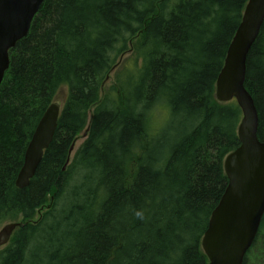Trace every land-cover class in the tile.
I'll list each match as a JSON object with an SVG mask.
<instances>
[{
	"label": "trees",
	"instance_id": "trees-1",
	"mask_svg": "<svg viewBox=\"0 0 264 264\" xmlns=\"http://www.w3.org/2000/svg\"><path fill=\"white\" fill-rule=\"evenodd\" d=\"M247 1L43 0L0 84V226L21 223L0 264L208 263L201 239L242 116L215 83ZM129 52L139 65L107 91ZM244 86L264 141V20ZM62 89L52 141L19 188L27 144ZM157 103L162 124L148 118ZM259 240L264 250V215L243 264Z\"/></svg>",
	"mask_w": 264,
	"mask_h": 264
},
{
	"label": "water",
	"instance_id": "water-1",
	"mask_svg": "<svg viewBox=\"0 0 264 264\" xmlns=\"http://www.w3.org/2000/svg\"><path fill=\"white\" fill-rule=\"evenodd\" d=\"M42 2L0 0V84L9 67V50L27 35ZM263 20L264 0H248L216 79V100L228 102L235 99L242 117L237 128L240 144L224 159L228 184L210 215L201 239L207 264H243L264 215V141L257 136L258 112L252 96L244 86L246 58ZM59 113L60 103L54 101L38 121L15 180L17 187L29 185L44 150L52 141ZM20 224L9 222L1 227L0 247L8 243L14 229Z\"/></svg>",
	"mask_w": 264,
	"mask_h": 264
},
{
	"label": "rangeland",
	"instance_id": "rangeland-1",
	"mask_svg": "<svg viewBox=\"0 0 264 264\" xmlns=\"http://www.w3.org/2000/svg\"><path fill=\"white\" fill-rule=\"evenodd\" d=\"M176 1L177 0H170L169 3L173 4ZM135 52L133 54H131L132 52H129V53L125 54L123 57H121L119 59V64L117 63L116 67L110 71V73L108 74V78L105 80V83L103 84V86L106 87L107 91H108V88L114 82H116L118 74L123 72L125 69L126 70L130 69L133 65L134 66L135 65H139V62L141 60L139 59V56L137 58V55H135L136 54ZM125 82H127V80H125ZM64 97H65V89H62L60 91L59 95H58V100L59 101H63ZM83 139H84V137H83V133H82V134H80V136L75 141V144H74V147H73V151L81 144ZM5 224L6 223L2 224L0 226V229ZM245 264H264V250H263V248L261 246V240H259L253 246V248L250 250V252L247 255V259H246Z\"/></svg>",
	"mask_w": 264,
	"mask_h": 264
},
{
	"label": "clouds",
	"instance_id": "clouds-1",
	"mask_svg": "<svg viewBox=\"0 0 264 264\" xmlns=\"http://www.w3.org/2000/svg\"><path fill=\"white\" fill-rule=\"evenodd\" d=\"M150 123L162 124L168 118V108L166 103H157L148 114Z\"/></svg>",
	"mask_w": 264,
	"mask_h": 264
},
{
	"label": "bare ground",
	"instance_id": "bare-ground-1",
	"mask_svg": "<svg viewBox=\"0 0 264 264\" xmlns=\"http://www.w3.org/2000/svg\"><path fill=\"white\" fill-rule=\"evenodd\" d=\"M245 257V256H244Z\"/></svg>",
	"mask_w": 264,
	"mask_h": 264
}]
</instances>
